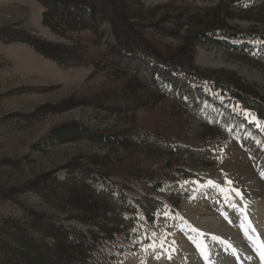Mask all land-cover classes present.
Segmentation results:
<instances>
[{"label":"rangeland","instance_id":"obj_1","mask_svg":"<svg viewBox=\"0 0 264 264\" xmlns=\"http://www.w3.org/2000/svg\"><path fill=\"white\" fill-rule=\"evenodd\" d=\"M222 1L114 0L117 7L133 14L138 33L148 45L154 44L170 53L180 49L184 38L193 34L190 28H177L171 22L159 24L158 14L165 6L197 10L215 7ZM90 2H84L81 12L70 4L59 5L61 15L71 12L69 19L82 21L72 29L63 20L59 22L58 15L50 17L49 7L41 0H0V188L20 187L53 170L56 177L53 181L46 176L37 189L14 192L12 198L0 194V233L13 221L25 226L31 210L40 214L45 223L87 232L92 224L79 218L80 212L65 205L66 186L56 183L72 177L93 183L99 189L120 191L136 209L129 235L116 233L112 239L101 234L91 241L93 248L85 261L75 264H207L201 256L204 257L210 240L218 245L220 258L211 264H233L232 260L238 264L236 252L241 255L242 264H262L257 263L245 226L233 218L236 204L230 197L237 192L240 198L243 196V188L237 185L234 174H240L241 160L248 172L243 178L250 181L245 188L264 183L261 175L264 131L253 129L247 122L245 111L258 119L254 109L248 106L250 100L244 104L216 84L184 72L182 66L158 62L144 52L141 44L133 46L124 41L120 45L122 50L134 48L132 52L123 50L126 61L122 63L99 59L112 51L116 33L111 13L97 28L90 20H81L80 16H85L83 11H89ZM229 6V16L219 28L216 26L215 35L211 36L224 46L195 43L191 60L200 68L239 79L247 93L264 102V38L260 37L264 36V0H232ZM58 22L60 27L55 28ZM224 26L242 34L228 38L222 32ZM4 32L12 33L13 39L6 41L9 37L1 36ZM27 35L65 46L83 45L94 58L58 63L16 38ZM207 53L213 56L206 59ZM203 59L206 64L200 65L198 60ZM241 69L246 73H239ZM142 73H146L145 80L137 86L133 82L142 79L139 77ZM155 83L160 88L158 92ZM107 87L121 93L123 98L134 91L140 97L138 105L125 110L96 105L94 97ZM69 97L81 99L83 104L64 108L62 102ZM72 122L103 133L141 126L166 135L173 147L190 149L196 154L166 156L134 141L125 145L95 141L75 128H65L67 132L62 140L51 133L54 127ZM91 155L120 159L163 181L159 190L151 192L161 203L152 221L136 204L140 199L136 191L123 188L115 175L106 176L99 167L86 164ZM254 158H259L256 166L249 162ZM251 176L254 178L249 179ZM213 205L218 206V214L200 215V210ZM250 205L248 218H254L260 211L263 220L264 198H252ZM214 217L222 221L220 226L210 224ZM95 222L104 223L100 217ZM204 223L208 225L205 230L201 227ZM24 229L38 242L43 239L52 242L47 233L34 232L26 226ZM262 229L263 234L256 236L260 239L259 246L264 245V220ZM180 241L184 243L183 250L175 252ZM236 245L241 247L237 250Z\"/></svg>","mask_w":264,"mask_h":264},{"label":"trees","instance_id":"obj_2","mask_svg":"<svg viewBox=\"0 0 264 264\" xmlns=\"http://www.w3.org/2000/svg\"><path fill=\"white\" fill-rule=\"evenodd\" d=\"M47 7H49V13L51 16L59 17V22L64 21L71 25L72 29H76V24L82 21L76 19H69L71 12L63 13L61 15L60 4L72 6L78 12H81V6L84 2L89 0H41ZM87 7L89 11H83V16H80L81 20H90L93 22L95 28L100 26L111 13L113 25L116 33V43L111 46L112 51L110 53H104L99 59H108L122 63L126 61L124 51L126 48L133 51L134 47H123L121 44L124 41L130 42L131 45L144 46V52L148 55L154 56L158 62H162L167 65L175 64L182 66L184 72L191 74L203 82H209L216 84L218 87L225 89L235 99L248 104L256 112L258 119L264 122V102L258 100L252 96L251 93H247L245 86L240 83L239 79L226 78L216 70H208L198 67L192 62V53L194 52L195 43L198 42H210L222 46L224 43L211 36L215 35V28L223 21V19L229 16V3L232 0H223L215 7L208 9L190 10L188 8H181L176 6L167 5L162 13L159 15V24L164 22H171L176 25L177 28H190L192 37L186 36L184 43L178 49L173 52H164L154 44L148 45V42L142 39L136 28L137 23L133 14L129 13L128 9L124 10L123 7L119 8L115 5L114 0H108L105 2L101 0H90ZM104 4V5H103ZM102 8V9H101ZM98 9V10H97ZM55 14V15H53ZM44 22L47 23V13L44 15ZM57 17V18H58ZM157 17V18H158ZM57 26L60 27V23ZM221 28V27H220ZM64 32L63 30H61ZM194 32V33H193ZM222 32L226 37H237L242 33L235 31H229V28L222 27ZM7 35L9 39H13L12 33L4 32L1 36ZM27 36L16 37L24 43L30 45L37 52L43 54L45 57L57 61L58 63L68 62H82L83 60H91L94 57H90L87 53L86 47L83 45H70L65 46L59 42L46 41L44 39L34 38ZM209 36V37H208ZM264 38V36H260ZM126 38V40L124 39ZM129 38V39H128ZM143 42V43H142ZM224 46V45H223ZM173 53V54H172ZM150 73L151 70L149 69ZM139 79L135 83L137 86L143 83L146 73H142ZM154 84L156 92L160 91V88ZM115 91L112 88L101 89L93 102L104 108L125 110L127 108H133L138 105L139 96L134 95L131 91L127 96L123 98L122 94ZM145 98V97H143ZM65 104L64 108H71L83 104L81 99H75L69 97L62 102ZM65 128H75L78 133H81L84 137L95 140L104 141L109 143H117L125 145L128 141H134L137 144H146V148L152 152L157 151L166 156L174 154H182L193 157L194 151L190 149L175 148L171 145L168 137L162 133H152L141 126H134L126 131L103 133L95 129L80 125L76 122L65 123L54 127L51 133L62 140L63 134H66ZM66 131V132H65ZM86 164L99 167L106 176H113L118 178L123 188L136 191L140 195V199L136 200V204L141 207V210L149 219L153 220V214L156 209L160 208L161 203L151 196L152 191H157L162 186L163 181L158 177L156 179L153 175L140 171L136 166L125 163L124 161L108 156L91 155L88 157ZM55 170L49 173H43L36 177L32 181L25 182L22 186L5 190L0 188V194L8 198H12L14 192L21 190H35L39 186V182L46 177L55 181ZM67 181H70V185H67ZM59 185L66 186L67 199L65 205L71 206L80 212V217L92 224V227L87 232L80 230H70L61 225H54L51 222L45 223L42 216L35 211H29L30 219L26 223V227L34 230V232L47 233L46 237H50L52 242H45L44 239L40 242L37 241L30 233L25 231L24 227L17 221H13L5 226L3 233H0V264H75L76 261L84 262L86 254L93 248L91 241H96L101 234L107 238H114L116 233H124L129 235L133 227L134 217L136 212L135 206L128 201L126 195L121 193H115L113 189H99L93 183H87L78 181L72 177H65L64 180H57ZM129 213V215H126ZM102 218L104 223H96L98 218ZM110 223L111 225H108ZM107 224V225H106ZM96 227V228H95ZM87 236H90L87 237ZM11 243V244H9ZM81 262V263H82Z\"/></svg>","mask_w":264,"mask_h":264},{"label":"bare ground","instance_id":"obj_3","mask_svg":"<svg viewBox=\"0 0 264 264\" xmlns=\"http://www.w3.org/2000/svg\"><path fill=\"white\" fill-rule=\"evenodd\" d=\"M212 56H213V53L205 54V58L207 57L206 59L211 58ZM206 59L198 60V63L200 65H205L206 64ZM244 72L246 73L245 69L239 70V73H241V74H243ZM253 77L254 78H258L256 75H254ZM245 113H246V116H247V122H248V124L250 126H252L253 129L264 131V124L261 123L260 121H258V119L254 116L253 113H251L249 111H245ZM250 150L253 151V147H251ZM249 162L252 164V166L253 165L256 166V164L259 162V158H254V159H252ZM239 165L240 166H239V170L238 171L240 172V174L239 173H234V174H235V179H236V181L238 183L237 185H239V186H241L243 188L242 189L243 196L240 198L239 195H237L235 193H232L231 196H230L232 198L233 202L236 204L235 213L233 214V218L236 219L238 222H241V224L243 226H245L246 232L248 233V241L250 243H252L251 242L252 238L263 234L262 221L264 219L262 220L260 218V216H259V214H260L259 212L260 211L259 212L257 211L256 216L254 218H252V219L248 218L247 212H248L249 206H251L250 204L252 202V198H258V197L264 198V187H263L264 183H263V186H262L260 183L257 182L255 184V186H253L252 189H246L245 188L246 187L245 186L246 183L250 182L248 179L244 180V178H243V176L248 173L246 171L247 170V168H246L247 166H245L243 160H241L239 162ZM251 171H253V170H251ZM252 178H254V177L251 176L249 179H252ZM199 212H201L200 215L202 214V216L205 215V214H214V215H216V214L219 213V208H218V206L213 205L211 207H207L205 209H202ZM221 222L222 221L218 217H214V219L212 220V222L210 224L213 227H217V226L221 225ZM207 226L208 225L206 223L201 224V227L203 228V230H205L207 228ZM214 241L215 240H212V241L210 240V242L207 244L206 250L204 251V257L201 256V260L206 262L207 264H211V262L213 263V261L215 259L219 258V253L217 252L218 245ZM261 245H263V244H261ZM183 247H184V243L182 241H180V242L177 243V246H176L174 251L175 252L182 251ZM235 247L238 250V248H240L241 246L236 245ZM260 247L261 246H259V245L256 247V251L257 252H259ZM232 263L236 264L235 260H232Z\"/></svg>","mask_w":264,"mask_h":264},{"label":"snow or ice","instance_id":"obj_4","mask_svg":"<svg viewBox=\"0 0 264 264\" xmlns=\"http://www.w3.org/2000/svg\"><path fill=\"white\" fill-rule=\"evenodd\" d=\"M262 176H264V173H261ZM209 184H213L214 182L213 181H209L208 182ZM237 195H239V193L237 192ZM261 248L264 249V245H261ZM259 255H260V258H261V261H264V250H261L259 252ZM158 258V257H157Z\"/></svg>","mask_w":264,"mask_h":264}]
</instances>
